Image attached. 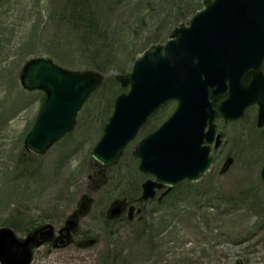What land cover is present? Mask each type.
<instances>
[{
    "label": "rangeland",
    "instance_id": "1",
    "mask_svg": "<svg viewBox=\"0 0 264 264\" xmlns=\"http://www.w3.org/2000/svg\"><path fill=\"white\" fill-rule=\"evenodd\" d=\"M204 1L0 0V229L12 228L24 239L45 225L58 234L75 222L65 246L35 247L31 264H186L191 254L198 258L193 264H264L258 105L236 121L217 117L222 152L212 154L199 181L140 199L144 180L155 177L140 171L135 145L173 111L174 101L150 118L104 175H96L92 150L115 98L126 90L116 77L130 72L147 48L167 41L176 26L188 24ZM34 57L106 75L74 129L43 155L25 147L45 98L21 83L22 67ZM117 203L126 210L112 217ZM82 205L83 214L73 217Z\"/></svg>",
    "mask_w": 264,
    "mask_h": 264
},
{
    "label": "water",
    "instance_id": "2",
    "mask_svg": "<svg viewBox=\"0 0 264 264\" xmlns=\"http://www.w3.org/2000/svg\"><path fill=\"white\" fill-rule=\"evenodd\" d=\"M263 64L264 0H206L188 25L176 27L165 44L148 48L129 73L117 77L128 90L117 96L93 157L105 166L116 163L149 117L166 102L176 100L172 114L135 147L140 170L156 178L143 182L141 198H153L156 189H171L184 179L199 180L212 164L211 147L205 143L214 140L218 112L226 120H236L258 104V123L264 125ZM104 78L101 72L66 69L48 58L29 59L23 65L21 83L29 91H44L46 99L26 136V148L43 155L72 131L78 112ZM223 94L226 98L216 108ZM261 177L264 181V166ZM120 212L116 205L113 215ZM133 213L130 207V218ZM74 226L69 221L64 227L67 234L55 241L65 238L60 241L65 246ZM54 234L51 224L24 239L11 228L0 229L1 264H31L33 249Z\"/></svg>",
    "mask_w": 264,
    "mask_h": 264
},
{
    "label": "bare ground",
    "instance_id": "3",
    "mask_svg": "<svg viewBox=\"0 0 264 264\" xmlns=\"http://www.w3.org/2000/svg\"><path fill=\"white\" fill-rule=\"evenodd\" d=\"M184 260H185L186 264L187 263H192L193 264L194 262L198 261V258L193 256V254H191V255L185 256ZM197 263H200V262H197Z\"/></svg>",
    "mask_w": 264,
    "mask_h": 264
},
{
    "label": "trees",
    "instance_id": "4",
    "mask_svg": "<svg viewBox=\"0 0 264 264\" xmlns=\"http://www.w3.org/2000/svg\"><path fill=\"white\" fill-rule=\"evenodd\" d=\"M45 100V99H44ZM96 175L99 178L101 175H104L103 167L100 165H96ZM103 181V180H102ZM14 228V226H11ZM35 229V228H34Z\"/></svg>",
    "mask_w": 264,
    "mask_h": 264
},
{
    "label": "flooded vegetation",
    "instance_id": "5",
    "mask_svg": "<svg viewBox=\"0 0 264 264\" xmlns=\"http://www.w3.org/2000/svg\"><path fill=\"white\" fill-rule=\"evenodd\" d=\"M217 132H218V131H217ZM223 138H224V134H223ZM221 147H222V146H221ZM221 147H220V148H215L214 145H212V154H213V153H217V154L221 153V152H222V151L220 150ZM222 154H223V153H222Z\"/></svg>",
    "mask_w": 264,
    "mask_h": 264
}]
</instances>
